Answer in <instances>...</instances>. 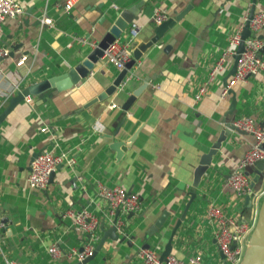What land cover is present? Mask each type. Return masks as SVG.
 <instances>
[{
  "label": "crops",
  "instance_id": "obj_1",
  "mask_svg": "<svg viewBox=\"0 0 264 264\" xmlns=\"http://www.w3.org/2000/svg\"><path fill=\"white\" fill-rule=\"evenodd\" d=\"M16 1L22 14L0 27V42L9 51L0 59V112L23 88L80 62L115 14L140 0H78L68 13L61 9L64 0ZM142 1L131 21L139 26L133 36L138 42L152 36L155 12L166 19L182 14L141 53L114 91L98 97L118 73L99 59L74 85L27 95L30 102L22 99L0 119V219H8L0 222V264H75L71 252L84 244L95 251L83 264H144L137 256L142 243L160 257L168 240V254L180 260L199 254L202 264H222L208 208L239 221L251 215L244 196H235L226 178L252 137L232 129L211 156L171 234L189 199L195 166L226 125L247 116L264 126V72L236 82L228 95L219 96L233 65L223 52L229 37L241 33L253 0ZM253 10H264V0H254ZM44 17L51 25L40 22ZM128 27L114 40L119 45L127 47L133 39ZM256 36L264 40V29ZM259 54L264 61V46ZM20 56L25 60L17 66ZM215 65L219 67L204 94L195 99ZM143 82L145 87L123 110V102ZM112 142H123L117 157L109 147ZM44 151L65 153L73 164L58 165L46 187L34 191L26 181L31 155ZM245 172L250 179L256 169L249 166ZM99 186L119 187L139 198L138 210L118 214L122 240L102 238L100 227L111 224L114 212L97 195ZM67 210H86L96 218L92 236L72 227L62 216ZM162 212H167L162 226L146 236ZM51 244L64 255L50 258L46 249Z\"/></svg>",
  "mask_w": 264,
  "mask_h": 264
},
{
  "label": "built area",
  "instance_id": "obj_2",
  "mask_svg": "<svg viewBox=\"0 0 264 264\" xmlns=\"http://www.w3.org/2000/svg\"><path fill=\"white\" fill-rule=\"evenodd\" d=\"M78 0H64L61 9L68 13ZM23 12V7L16 0H0V27L2 23L8 19L16 17ZM166 19L165 15L160 12H155L153 15L154 24H159ZM244 24L247 22L248 34L241 38L240 32L233 33L229 39L227 47L223 52L224 57H232L236 55L238 43L241 41L242 49L237 53L236 59L233 58L234 71L225 83L222 84L219 90L221 98L229 94L231 87L238 81H244L248 76L255 75L259 72H264V61L259 54L260 49L264 46V40L256 36L257 32L264 29V10H253L251 17H245ZM42 24L51 25V20L47 17L41 18ZM139 31V26L135 22H131L128 27V33L131 37L136 36ZM79 41V39H78ZM8 48L0 42V59L8 56ZM129 50L126 46L119 45L113 41L103 50L100 59L111 63L114 68L120 71L125 62L129 60ZM25 56H20L15 61L17 66L23 64ZM219 65H215L209 72V77L197 89L194 96L198 99L204 94L207 84L211 76L217 70ZM123 84V82H122ZM25 102H30L28 96L23 97ZM115 104H110L109 107H114ZM233 126L245 132L252 137V143L248 149L244 151L238 163L235 165L226 178L228 187L232 190L235 196L249 197L248 207L252 208L251 215L246 220H236L232 216L224 215L221 210L210 206L207 210V216L215 223L214 240L218 250L222 255V264H238L241 260L243 251L247 245L248 237L253 227L258 205L262 195L264 194V168L259 172V186L249 188V176L245 170L249 166H254L258 161L264 160V149L261 144L264 143V126H260L252 121L249 117H242L235 122ZM45 128H41L44 131ZM73 164V159L65 153L52 154L51 152H39L32 158L29 164V170L26 176V181L30 189L34 191L42 190L46 187L48 177L51 171L58 165ZM97 195L102 198L107 206L109 213L118 210L119 212H135L139 208V198L137 194L128 192L119 187L107 188L99 186ZM62 216L68 217L71 220V225L81 234L92 236L96 228V218L86 210L77 212L65 211ZM47 254L52 259H57L64 255V252L56 245L51 244L46 249ZM93 249L89 244H84L78 250L71 252V256L76 261H82L92 255ZM138 258L144 264H202L199 254L193 255L186 260H180L173 255L167 254L160 259L153 251L140 249L137 252Z\"/></svg>",
  "mask_w": 264,
  "mask_h": 264
},
{
  "label": "water",
  "instance_id": "obj_3",
  "mask_svg": "<svg viewBox=\"0 0 264 264\" xmlns=\"http://www.w3.org/2000/svg\"><path fill=\"white\" fill-rule=\"evenodd\" d=\"M143 4V1L140 0L133 6L122 9L119 12L115 14V18L107 30L103 34V36L100 38V40L95 44V46L86 54V56L77 64L69 68L66 72L52 76L50 78L41 80L39 82H36L34 84H31L19 92H17L15 95L11 96L7 100L6 106L2 109L0 112V119H2L8 112L12 110V108L20 102L23 97L27 95L36 96L43 91L54 88L55 91H61L64 89L69 88L70 86L74 85L76 82H78L80 79L84 78L89 70L92 69L93 64L100 59V57L103 54V50L108 47L109 44H111L116 38L120 36V34L124 31L126 26L131 23V21L135 18L138 8ZM254 8V0L252 2L251 8L247 14V19L251 17L252 11ZM182 13L177 14L173 18H167L164 21L160 22L159 24H155L152 31V36L145 42H138L136 37H133L131 42L128 44L127 48L131 54L129 60L125 62L124 67L118 71L116 77L112 81V83L107 86L103 93L99 94L98 97L101 98L104 95L110 94L112 91H114L115 86L119 83V81L122 79L124 74L126 73V70L129 69L135 60H137L141 53L144 52L147 48L155 44L162 36L163 32L172 24L174 23V20L178 19L179 16ZM248 34V28H247V22L243 25V29L241 31V38H244ZM242 49V43L241 41L238 43L236 55L233 56L234 59L237 57V53L240 52ZM234 71V62L231 68V74ZM225 82H223L224 84ZM145 82H143L138 88L133 90L130 95L126 98V100L123 102L121 108L125 110L129 103L133 100L134 96L141 91L145 87ZM232 129L237 130L233 125H226L225 129L220 132L215 142L211 145L210 149L201 155L200 157V163H198L194 170H193V177L191 182V187L188 191L189 199L187 203L185 204L180 216L178 217V220L176 221L175 225L173 226V230H171V234L174 233L175 228L179 224L180 220L183 218L184 213L186 211V208L191 201V199L194 197V188L197 186L200 177L206 170L208 164L210 163L211 156L216 152L218 149L221 141L223 140V137L227 135ZM123 145V142H112L109 147L113 149L116 152V157L119 156V147ZM261 148L264 149V143L261 144ZM39 152L33 153L31 155V159L36 156ZM256 169V172L253 174V176L249 179V188H253L256 183L259 181V172L264 168V160L258 161L253 166ZM58 166L54 168L57 169ZM54 170L50 172L48 181L50 180L52 174L54 173ZM244 202L246 205L249 203V197L246 195L244 197ZM119 211L114 210V213L111 218V224L107 228H102L101 225V234L102 238L109 237L111 240H122L124 236H120L119 232L117 231L116 222L118 218ZM167 217V212H162L158 218H156L155 222L150 226V228L146 231L145 235L154 233L159 227L162 226L165 218ZM0 222L5 223L8 222V219L3 217L0 219ZM119 237V238H118ZM131 239V238H130ZM102 243V241L100 242ZM148 244L145 242L142 243L141 249H147ZM170 250V240L165 245V248L163 252H161L160 259L164 258L168 254ZM94 251L92 252V255L94 254ZM91 255V256H92ZM91 256L84 258L82 261H77L75 264H83L86 262ZM238 264H264V194L262 195L258 209L256 218L253 224V227L251 229V232L248 237L247 245L243 251L241 260Z\"/></svg>",
  "mask_w": 264,
  "mask_h": 264
}]
</instances>
